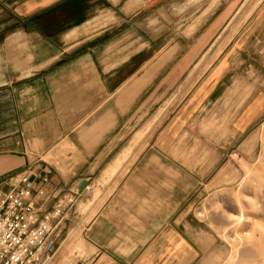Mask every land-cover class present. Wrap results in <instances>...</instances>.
Returning a JSON list of instances; mask_svg holds the SVG:
<instances>
[{
  "label": "crops",
  "instance_id": "crops-1",
  "mask_svg": "<svg viewBox=\"0 0 264 264\" xmlns=\"http://www.w3.org/2000/svg\"><path fill=\"white\" fill-rule=\"evenodd\" d=\"M147 6L148 0H0L2 189L16 184L23 172L48 173L46 192L36 199L49 211L66 197H84V181L112 182L109 193L118 186L163 113L159 110L133 134L134 122L148 104V90L181 51L178 41L155 48L145 31L133 33V23ZM237 11L226 26L230 32L219 36L200 71L234 36ZM221 63L217 71L223 74L227 62ZM262 97L256 96L245 117L256 113ZM167 133L149 148L111 202L97 209L94 238L74 264H191L196 259V246L181 233L182 221L171 210L173 201L168 211L159 210H164L163 200L172 199L165 195L166 185L174 190L180 183L177 165L162 156L174 150V143H164ZM69 206L67 202L63 228ZM131 223L144 225L148 233L126 237L125 225ZM80 241L78 229H71L59 245V264H66L69 252L80 251Z\"/></svg>",
  "mask_w": 264,
  "mask_h": 264
},
{
  "label": "rangeland",
  "instance_id": "rangeland-1",
  "mask_svg": "<svg viewBox=\"0 0 264 264\" xmlns=\"http://www.w3.org/2000/svg\"><path fill=\"white\" fill-rule=\"evenodd\" d=\"M243 2L148 0L141 18L133 23V33L145 31L155 48L178 41L181 51L149 88L148 104L134 122L133 134L159 110L163 113L148 137V147L134 155V164L114 190L109 193L112 182L95 178L84 197L70 201L72 209L58 244L62 246L76 228L81 241L80 251L64 256L66 264L84 255L85 244L94 238L97 209L111 202L164 130L170 132L164 143H174V150L162 156L177 165L180 183L174 190L165 184V195L173 200H163L164 210H159L168 211V202L173 201L171 210L182 221L181 233L197 248L191 264H264V97L256 113L245 117L256 96H264V35L260 33L264 0H250L243 7L224 51L200 71L213 56L219 36L230 32L226 26ZM245 13L247 18L239 22ZM221 62H227L223 74L217 71ZM145 232L144 225L131 223L123 233L140 237Z\"/></svg>",
  "mask_w": 264,
  "mask_h": 264
},
{
  "label": "built area",
  "instance_id": "built-area-1",
  "mask_svg": "<svg viewBox=\"0 0 264 264\" xmlns=\"http://www.w3.org/2000/svg\"><path fill=\"white\" fill-rule=\"evenodd\" d=\"M49 181L48 173L26 171L9 189L0 187V264H59L62 215L73 197L44 211L36 197L45 194Z\"/></svg>",
  "mask_w": 264,
  "mask_h": 264
},
{
  "label": "bare ground",
  "instance_id": "bare-ground-1",
  "mask_svg": "<svg viewBox=\"0 0 264 264\" xmlns=\"http://www.w3.org/2000/svg\"><path fill=\"white\" fill-rule=\"evenodd\" d=\"M250 0H246L245 2H244V4H243V7H245L246 6V4L249 2ZM215 2H217V1H215ZM214 2V3H215ZM242 8V7H241ZM240 11V10H239ZM239 11H237L238 13H239ZM238 15V14H237ZM233 260V259H232ZM257 264V263H256Z\"/></svg>",
  "mask_w": 264,
  "mask_h": 264
},
{
  "label": "water",
  "instance_id": "water-1",
  "mask_svg": "<svg viewBox=\"0 0 264 264\" xmlns=\"http://www.w3.org/2000/svg\"><path fill=\"white\" fill-rule=\"evenodd\" d=\"M88 182L87 181H84L82 184H81V188H84L85 186H87Z\"/></svg>",
  "mask_w": 264,
  "mask_h": 264
}]
</instances>
